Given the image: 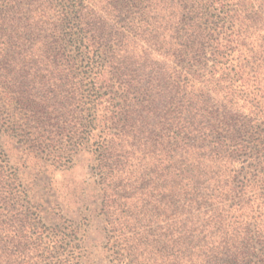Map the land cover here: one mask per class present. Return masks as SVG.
Returning a JSON list of instances; mask_svg holds the SVG:
<instances>
[{
  "label": "trees",
  "instance_id": "1",
  "mask_svg": "<svg viewBox=\"0 0 264 264\" xmlns=\"http://www.w3.org/2000/svg\"><path fill=\"white\" fill-rule=\"evenodd\" d=\"M146 1H117L110 16L99 0H0V139L11 132L29 148L54 149L67 128L59 106H75L85 90L95 106L82 111L103 112L98 174L114 264H264V0H180L165 53ZM135 8L125 34L112 21ZM128 40L139 61L128 60ZM42 63L55 70L44 82ZM165 150L175 175L165 173ZM148 154L154 178L147 169L133 177L125 161ZM2 156L0 264H16L13 247L36 224ZM32 233L38 243L22 256L38 264L54 248Z\"/></svg>",
  "mask_w": 264,
  "mask_h": 264
},
{
  "label": "rangeland",
  "instance_id": "2",
  "mask_svg": "<svg viewBox=\"0 0 264 264\" xmlns=\"http://www.w3.org/2000/svg\"><path fill=\"white\" fill-rule=\"evenodd\" d=\"M99 1L101 6L105 7L108 15H119L115 10L116 7L110 4L121 0ZM254 2L258 5L256 1ZM180 4V0H149L144 4L148 5L147 11H151L147 18L153 27L149 29H154L157 31V35H161L160 42L162 44H158L157 48L163 47V53L165 50L168 52L167 48L171 47L169 43H172V38L177 36L182 13ZM216 7L218 6L216 5ZM213 12L219 13V10L213 9ZM136 17L137 9L135 8L130 12L129 17L127 14L120 15L117 19L119 23L116 24L114 21L112 23L127 34L132 27L133 18ZM125 44H127L126 56L128 60L130 62L139 61L143 54L138 49L134 50L136 44L129 40ZM175 58L170 57L166 61L167 65L175 66ZM40 68L46 73V76L45 73L41 75L43 82L49 79L48 77H54V66L50 67L49 63H42ZM84 70H87V67ZM86 77L87 74L83 72L82 68L79 77L73 80L81 87L80 91L77 90L78 93L87 87ZM53 80L55 81V79ZM58 82L56 80V83ZM83 94L78 95V102L75 106H59L58 109L64 111L66 115L60 119V123L67 128L62 135L55 132V139L59 142L55 144L54 149L41 152L29 148L27 143L21 142L20 139L11 135V132L4 133L0 139L2 159L8 162V167L5 168L6 174L10 175L12 171L17 172L18 180L15 185L23 191L20 203L29 207L30 216L36 224L35 227H32L33 229L29 230L27 239L19 240V242L22 241V245L19 248L13 247V252L17 249L16 253L20 256L18 263L32 264L33 261L28 257L23 259L22 254H32L34 243H38L37 234L31 239L28 238L33 235L32 232L38 233L41 230L45 232L43 235L45 236L46 249L48 250L50 245L54 249L46 251L48 257L38 264H69L70 261H73V264H114V239L109 238L111 232L107 227V215L103 210L104 191L98 174L100 161L97 147L98 143L103 141L101 133L103 127L99 125V117L103 112L98 110L94 115L95 108H93L92 115L84 113L82 109L95 105L90 106L92 103L85 105L83 101L89 100L91 97L88 92L85 93V90ZM0 96L3 97L4 93H1ZM74 107L78 111L75 120L68 114V111ZM2 113L0 107V116ZM17 117L22 120L19 123L25 122L23 116L16 115ZM51 117L55 118L53 123L58 122L56 119L58 114H53ZM64 120H67V123L64 124ZM21 127V130L26 133L31 131L28 125L24 124ZM49 129H53V127L51 126ZM154 140H156L155 137L152 138V146ZM170 156L168 150L162 152V158L166 160L164 161L165 168L168 169L165 173L175 175L177 173L173 163L175 161H169ZM152 158L150 154L143 160L133 159L130 155L124 166L126 169L129 167L130 173L137 178L144 173L145 169L149 173L153 172V155ZM157 171L159 172L160 169L157 168ZM150 174L154 178L153 173ZM256 207L257 204L253 205L251 209H256ZM138 208L140 207L138 206ZM249 214L254 216L252 212ZM255 214L259 216L260 212ZM7 246L11 247L9 244ZM18 263L16 262V264Z\"/></svg>",
  "mask_w": 264,
  "mask_h": 264
}]
</instances>
